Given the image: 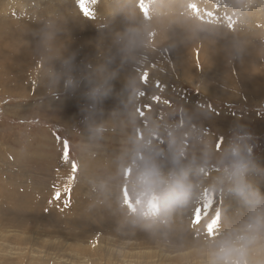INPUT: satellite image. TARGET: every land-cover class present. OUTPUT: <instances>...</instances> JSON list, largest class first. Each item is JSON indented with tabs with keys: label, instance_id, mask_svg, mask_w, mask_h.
<instances>
[{
	"label": "rangeland",
	"instance_id": "374dc122",
	"mask_svg": "<svg viewBox=\"0 0 264 264\" xmlns=\"http://www.w3.org/2000/svg\"><path fill=\"white\" fill-rule=\"evenodd\" d=\"M133 29L145 43L129 49ZM33 37L51 41L26 54ZM263 54L264 0H0V264H206L215 218L226 230L247 217L203 178V154L220 168L234 127L252 137L264 192ZM137 138L166 155L175 141L201 168L166 224L125 206Z\"/></svg>",
	"mask_w": 264,
	"mask_h": 264
},
{
	"label": "clouds",
	"instance_id": "9594fccd",
	"mask_svg": "<svg viewBox=\"0 0 264 264\" xmlns=\"http://www.w3.org/2000/svg\"><path fill=\"white\" fill-rule=\"evenodd\" d=\"M145 35L142 29L131 30L124 37L126 47L143 46ZM68 85H72L71 80ZM93 95H106V92L97 88ZM155 134L152 131V135ZM251 138L243 128L236 130L232 143L224 150L219 175L212 184L213 188L226 189L237 197L247 209V217L229 225L226 230H222L221 217L215 218L206 264H264V192L250 179V174L257 170L253 146L246 143ZM175 144V141L170 142L166 155L158 146L137 138L126 153L120 169L129 194L125 206L130 214L141 220L156 221L159 218L160 223L166 224L167 217L193 196V176L201 168L195 157L187 159L184 150ZM208 159L209 153L205 152V165Z\"/></svg>",
	"mask_w": 264,
	"mask_h": 264
},
{
	"label": "bare ground",
	"instance_id": "6f19581e",
	"mask_svg": "<svg viewBox=\"0 0 264 264\" xmlns=\"http://www.w3.org/2000/svg\"><path fill=\"white\" fill-rule=\"evenodd\" d=\"M154 33V35H155V37H159L160 36V33L161 32H158V31H156V32H153ZM162 34V38H163V41L161 42V44H160V46L162 47V48H167L168 46H170L171 44H173L172 43V41H168V39L165 37V35L163 34V33H161ZM33 39V42L31 43L33 46H31V47H29V46H25V48H27L26 50L24 49V52L27 54V52L31 49V50H38L39 48H41L42 46H44V45H47V44H50V41L51 40H53L54 39V41H60V42H63L67 47H69V46H71V43H67L69 40H67V38L65 37L64 38V40L63 39H61L60 37H58V36H54V37H52L51 38V40L50 39H47V38H36V37H33L32 38ZM86 42H88V40L87 39H84ZM177 43V42H176ZM180 43H178L177 45H179ZM35 45V46H34ZM111 46V45H110ZM180 46V45H179ZM113 47V46H112ZM181 47V46H180ZM179 47V48H180ZM10 49H11V47H10ZM115 49V48H114ZM152 49V48H151ZM15 50V49H14ZM172 50V49H171ZM180 51H178L177 50V53H175L176 55V61L177 62H180L181 64H183L184 63V61H182L181 60V58H182V56H181V54L179 53ZM263 52V51H262ZM210 53V52H209ZM12 54V53H11ZM153 55V54H152ZM205 55H206V53H205ZM264 55V54H263ZM193 56V55H192ZM215 56V55H214ZM151 57H153V59L155 60V63H156V66H154V67H147L146 65H145V62H146V60H142V63H144V65L147 67V68H144L145 70H146V74H158V72H157V67H160V66H162V64H163V67H165V65H166V62H162L161 63V60H160V58L159 57H157L156 55H153V56H151ZM211 57V56H210ZM175 58V57H174ZM261 59V58H260ZM262 59H263V57H262ZM209 62H210V60H209ZM214 62V61H213ZM211 63V62H210ZM209 63V64H210ZM185 64V63H184ZM213 64V63H212ZM140 65V64H139ZM262 65V64H261ZM138 66V65H137ZM141 66V65H140ZM138 68V67H137ZM243 68V67H242ZM257 68V67H256ZM255 68V69H256ZM260 68V67H259ZM142 69V68H141ZM209 69V68H208ZM140 70V69H139ZM210 70V69H209ZM212 71V70H211ZM257 72V71H256ZM259 72V71H258ZM142 73V72H141ZM245 74V73H244ZM145 75V74H144ZM223 75V74H222ZM254 76V75H253ZM259 76V75H258ZM126 77V76H125ZM145 77V76H144ZM148 77H150V76H148ZM231 77V76H230ZM252 77V76H251ZM128 79V78H127ZM144 79H146V77L144 78ZM254 79V78H253ZM149 80V79H148ZM227 80V79H226ZM229 80V79H228ZM258 82V81H257ZM257 85V84H256ZM260 89V88H259ZM253 93V92H252ZM80 109V108H79Z\"/></svg>",
	"mask_w": 264,
	"mask_h": 264
},
{
	"label": "crops",
	"instance_id": "0c3cea01",
	"mask_svg": "<svg viewBox=\"0 0 264 264\" xmlns=\"http://www.w3.org/2000/svg\"><path fill=\"white\" fill-rule=\"evenodd\" d=\"M241 127H242V126H241ZM233 129L236 131L238 128L234 127ZM220 132H221V133H220L219 135H223V131H220ZM216 135H218V134H212V133H209V134H208L210 140H211V137L214 136L213 141H215L214 144L212 145V149L210 148V149H211V152H212V150H213L214 148H219V146H222V144H221L220 142H221L223 136H216ZM218 138H219V139H218ZM222 148H223V146H222ZM213 154H214V152H213ZM213 154H212V155H213ZM210 157H211V158H216L215 155H214V156H211V154H210ZM254 158L257 159V158H259V157H256V156H255ZM211 163H212V162H211ZM255 164H256V166L258 167V160H256ZM213 168H215V167H211V166H207V165H205V171H204L205 175H204L203 178H205V179H207V180H208V179H212V178L215 179V177L219 175V170H220V168H216V169H213ZM258 168H259V167H258ZM258 168H257V170L254 171V172H257V171H258ZM251 175H252V173H251Z\"/></svg>",
	"mask_w": 264,
	"mask_h": 264
},
{
	"label": "snow or ice",
	"instance_id": "6c2138e0",
	"mask_svg": "<svg viewBox=\"0 0 264 264\" xmlns=\"http://www.w3.org/2000/svg\"><path fill=\"white\" fill-rule=\"evenodd\" d=\"M211 227V226H210Z\"/></svg>",
	"mask_w": 264,
	"mask_h": 264
}]
</instances>
